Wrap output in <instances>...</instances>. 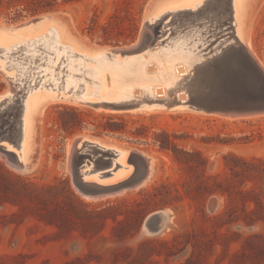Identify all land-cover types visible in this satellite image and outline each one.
I'll return each mask as SVG.
<instances>
[{
	"label": "rangeland",
	"instance_id": "obj_1",
	"mask_svg": "<svg viewBox=\"0 0 264 264\" xmlns=\"http://www.w3.org/2000/svg\"><path fill=\"white\" fill-rule=\"evenodd\" d=\"M123 1L79 0L54 11L17 18L3 9L0 25L13 27L42 15L60 14L65 21L56 24L77 44L121 49L139 37L144 19L150 16L152 0ZM119 6H129L135 12L138 29L133 39L120 36L119 41H104L99 28L87 34L94 12L97 25H101ZM164 17V35L155 45L135 54L118 53L116 59L113 53L93 61L71 56L64 44H57L51 31L32 39H14L5 48L0 45V94L12 84V93L19 91L24 103L33 90L34 94L60 96L71 102H50L39 118L34 151L27 156L32 169H13L0 154V264H264V115L226 118L192 111L144 113L103 107V103L120 101L123 95L118 86L125 85L132 95L131 85L177 84L180 89L173 90L174 95L166 92L169 101L177 92L195 85L197 81H188L199 78L197 64L207 63L235 43L230 29L219 33L227 25H217L231 17L230 0H207L199 8ZM126 26L123 22L116 31L128 33ZM246 27L252 49L264 64V0H247ZM219 35L224 36L218 39ZM161 61L167 71L163 72ZM146 62L159 66L163 80L148 82L143 78ZM138 63L139 70L135 67ZM180 64L189 71L183 78L174 74ZM58 77L78 81L75 94L87 84L88 91L77 96L58 92L55 83L60 87L62 81ZM142 98L143 94L131 101ZM156 101L149 106L166 108L168 104ZM18 117L17 104L3 103L0 129L11 123L14 127ZM107 124L119 130L106 132L103 127ZM80 136L151 158L150 178L136 189L85 198L90 196L83 194L78 184L83 179L81 168L88 164L101 169L103 175L116 163L114 158L110 168L104 167L96 160L100 153L88 146L77 155L74 142ZM132 172L133 168L127 177ZM158 211L165 218L158 231L150 233L143 227L145 219Z\"/></svg>",
	"mask_w": 264,
	"mask_h": 264
},
{
	"label": "bare ground",
	"instance_id": "obj_2",
	"mask_svg": "<svg viewBox=\"0 0 264 264\" xmlns=\"http://www.w3.org/2000/svg\"><path fill=\"white\" fill-rule=\"evenodd\" d=\"M206 1L207 0H152L150 5H149L150 16L147 18V20L149 22H154V21L159 20L160 18L164 17L165 15H175V14H177L179 12H182V11H188V10L190 11V10L199 8L203 3H206ZM246 2H247V0H230V5H231V33L233 35V38L236 41H238L239 43L243 44L246 47V50L249 52V54L258 63V65L264 70L263 62L255 54V52L253 51L252 46L250 44L251 42H250V39H249V37H250L249 36V30L246 27ZM60 21H63V22L65 21V18L60 16V14L59 15H42V16L36 18V20H26V21H24V22H22L20 24H17V25H15L13 27H10V26L3 27V26L0 25V45H1V47L5 48V46L6 45H10V43L13 42L14 39H17V38L22 39V38H25V37H27V38L31 37V39H32L33 36L44 35L45 32L48 33L49 31H51L52 34H54L53 38L55 40H57V44H59V43L60 44H64L65 47H66V51L71 56L80 57V58H83L84 60H92V61L94 59L97 60L98 58L99 59L100 58H107L106 57L107 54L110 53L109 52V50L111 49L110 47L94 49V48L85 47L84 45H81V44H77L76 41L73 38H71V36L68 35L65 30H63V28H61L59 25L56 24V23H59ZM165 24H163V25H165ZM248 24H249V22H248ZM48 36H49V34H48ZM50 40L51 39H49V41ZM34 41H35V39H34ZM45 41H47V40H45ZM29 43H30V41H29ZM18 44H19V42H18ZM18 44H17V46H18ZM41 44L42 43H40V45ZM131 46H133V44ZM11 47H12V45H11ZM128 47L129 46H123V47H121V49H127ZM147 48L148 47L144 48L143 50H146ZM143 50H141V51H143ZM61 51H62V49H61ZM73 51H76L77 53H75ZM141 51H139V52H141ZM63 52H64V50H63ZM3 55H5V54L3 53ZM114 56H115L114 58L116 59V57L119 56V55H118V53H114ZM62 58H63V56H62ZM117 59H119V58H117ZM102 60H104V59H102ZM111 62H112V60H111ZM163 62L161 63V65H162V70L164 72V71H167V67H166V64L163 63ZM97 63H99V62H97ZM119 63H120V61H119ZM19 65H20V63H19ZM66 65H67V63H66ZM149 65H151V66L154 65V66H153V68H150ZM135 67L139 70V63L136 64ZM40 68H41V66H40ZM73 68H75V67H73ZM30 69H32V67ZM44 69H45V67H44ZM195 69H196L197 76H201L202 73L204 72L205 64H202V65L197 64L195 66ZM144 72H145V74L143 75V78L146 79L148 82L151 81V80H156V79L163 80L164 73L160 72L159 66L155 65L153 62H149V63L146 62V66L144 68ZM188 72L189 71L187 70V68L184 67V65L180 64V65L176 66L174 74H176L177 77L185 75V74L187 76ZM95 75H97V74L95 73ZM169 75H170V73H169ZM44 77H46V76L44 75ZM67 78H69V77H67ZM128 78L131 79V78H134V77H128ZM182 78H183V76H182ZM58 79L62 80L60 87H58L59 82L55 83L56 84V89L58 90V92L60 90H64L66 94L67 93H71V96H74V95L77 96V95L83 93L84 91H88V86H87L88 84L85 87V85H84L85 82H82V84L84 85L83 88H82V91H79V94H75V89H76L77 85L79 84L78 81L77 82L75 80H74V82L73 81H69L70 78H69L68 81L67 80L65 81L63 79V77H58ZM179 79H181V78H179ZM110 81H111V79H110ZM110 81L108 82V85L111 88L114 89L116 86H114V85L112 86L110 84ZM103 85H104V82H103ZM147 85L145 84V85H142V86L144 88V87H147ZM176 85L177 84H171V83L164 84V85H160V84L155 85L153 83V84H150L149 87L144 88L145 89L144 91L141 89L142 86H136L134 88L131 85L129 91L135 97H132V95L128 94V90L126 88V85L125 86H118V89L120 90V93H121V95H123V97H122V99L120 101H118L117 103H114V105L126 106V108H130V109H128V111H131V112L148 113V112H164L162 110H165V112H167V110H168V112L169 111L170 112L178 111L177 110L178 107H177V103H176L175 99H178L179 101H184L186 99L185 92H183V91L180 92V93L177 92V94L174 97L172 96L169 101H166V98H165L166 92H172L173 93V90L180 89V88H177ZM9 86H10V88L6 92H4V93H2L0 95H1V98H5L6 99L5 102H8L10 105L17 104V106L19 108V117H18V121H17V125H16L17 137L15 139H13L11 141V143H10V141H9V143L7 142L5 144V146H6V148L9 151H12L15 154L16 159L19 161V163H21V167L16 169V167H14L13 164H11V165L9 164V165H10V167H12L13 169H16L18 171H27V170H29L31 168L30 163L32 161V160L30 162L27 161V156L31 155L30 153L31 152L33 153V151H34L33 150V147L35 145L34 144L35 143L34 142V138H35L34 136H36L35 135V132L37 130L36 126H38L37 122L40 120L39 118H41L44 115L45 109L48 107V104L50 102H55V101L56 102L64 101V102H67V103H71V102L66 101V99H63V97H60V96H57L55 98L53 96L51 97V96H48V95L42 94V93L41 94H34L33 92L35 90H33L32 92H30V94L28 95V97L26 98L25 103H24L22 101V96L21 95L19 96V94H18L19 91L15 92L13 94L12 92L15 89H14L12 84H10ZM41 86H43V85H41ZM16 89H18V88H16ZM94 90L95 91L97 90L96 85L94 86ZM176 91H178V90H176ZM111 93H112V91H111ZM142 94L145 96L144 99L142 98L143 100H138V102H132L131 101V99L132 98H136V96L138 98H140V96ZM174 94L175 93H173V95ZM84 96H86V95H84ZM75 99H77V101H79L81 103L82 102L87 103V101L83 100L82 97H75ZM85 99H87V98H85ZM30 100L32 102V105L29 104V106H28V103H29ZM156 100H163L164 102H168L169 103V108H167V107L166 108L165 107L157 108L156 106H154V104L149 106V104L157 102ZM146 106H148V108ZM98 107H99V105H98ZM217 116H220V115H217ZM255 116H260V115H255ZM250 117H254V116H245L244 118H250ZM226 118H234V117H226ZM236 118H238V117H236ZM37 135H38V133H37ZM80 137L83 140H85V141H91L90 139H87L86 136H80ZM36 139H37V137H36ZM74 139H73V141H74ZM35 141L37 142V140H35ZM73 141L68 144L69 145V149H68L69 153H70L71 150H73ZM126 155H127V151H119L118 155L116 156V158L114 160L115 163H116V167L114 169H111L110 173L108 175H102L101 172H99V171H101V169L94 168V167H92V166H90L88 164L86 166H83L81 168L82 169L81 170V176L83 177L82 180L86 181V179H89L87 181H91V182H95V183H113V182H117V181L125 179L129 175V173L131 172V170L133 168V166L131 164H128L125 161L126 160ZM146 158L148 160L150 170H149L148 177L143 181V183L141 185H143L148 180V178H150V176L152 174L151 173V170H152L151 169V167H152L151 166L152 159L148 158V157H146ZM30 159H31V157H30ZM113 163H112V165H113ZM67 167H69V165H67ZM85 198H87V199H91V198L92 199H97L95 197L93 198V197H87V196ZM143 227L145 228L144 225H143Z\"/></svg>",
	"mask_w": 264,
	"mask_h": 264
},
{
	"label": "water",
	"instance_id": "obj_3",
	"mask_svg": "<svg viewBox=\"0 0 264 264\" xmlns=\"http://www.w3.org/2000/svg\"><path fill=\"white\" fill-rule=\"evenodd\" d=\"M165 18L162 17L154 22H149L147 19H144L140 35L132 43L133 46L129 45L127 49H110L109 52L129 55L155 45L164 35L162 25ZM166 25L167 23L163 27ZM217 25L220 27L227 25L219 33L227 29L231 31V17H226L223 21H219ZM222 36L224 35H219L218 39H221ZM225 39L220 40L218 46ZM198 77L197 80L192 78L188 81L197 82L187 89L185 92L186 99L184 101L175 99L178 111L201 112L208 115L234 118L264 115V70L250 56L246 47L238 41L235 40V43L226 46L218 55L209 59L205 63L204 72ZM5 101L6 99L1 98L0 95V106ZM103 107L112 111H127L130 109L126 108V106L110 103H103ZM166 107L169 108V103ZM13 124L11 123L6 128L1 127L0 129V154L7 158L8 164H13L17 169L21 167V163L16 159L15 154L9 151L4 144L9 143V141L11 143L17 137L16 125L12 127ZM79 144H81L80 148L77 147ZM86 146L100 153V156L96 160L100 159L105 164L104 167L108 168L111 167L112 159L116 158L119 151H127L128 156L126 162L133 166V172L126 179L113 183L86 182L81 179L78 184L83 194L93 198H103L113 194H119L138 188L148 177L150 168L145 156L135 151H128L106 141H85L81 137L74 142L75 153L82 155L79 152ZM103 157L106 158L103 159ZM73 158L74 155L71 160L72 162L74 160ZM79 168L80 166H77V173H79ZM109 173L110 170L104 172L103 175H108ZM164 218L165 215L161 211L149 214L145 219V229L150 233L158 231Z\"/></svg>",
	"mask_w": 264,
	"mask_h": 264
},
{
	"label": "trees",
	"instance_id": "obj_4",
	"mask_svg": "<svg viewBox=\"0 0 264 264\" xmlns=\"http://www.w3.org/2000/svg\"><path fill=\"white\" fill-rule=\"evenodd\" d=\"M79 0H0V11L3 9L10 10L15 16L14 18L21 17L22 15H35L44 12H50L56 10L60 5L76 2ZM130 1V0H124ZM123 1V2H124ZM135 12L130 10L129 6L118 7L106 23L97 25L95 20V12L89 19V23L86 27L87 34H93L97 28L101 30V36L104 41L114 38L119 41L120 36L123 38H130L136 34L138 26L136 24ZM123 22H127L126 30L128 33H121L119 30L120 25ZM103 130L109 133L117 132L119 129L107 124L103 127ZM175 147V145H173ZM256 204L259 203L256 201ZM263 208H264V204ZM253 211H256L255 209ZM146 213L143 214L142 218Z\"/></svg>",
	"mask_w": 264,
	"mask_h": 264
}]
</instances>
